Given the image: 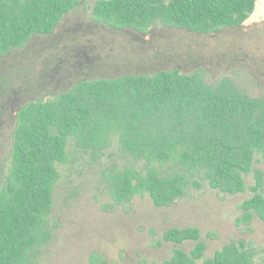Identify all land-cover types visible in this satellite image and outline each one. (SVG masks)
Here are the masks:
<instances>
[{
	"label": "trees",
	"instance_id": "trees-1",
	"mask_svg": "<svg viewBox=\"0 0 264 264\" xmlns=\"http://www.w3.org/2000/svg\"><path fill=\"white\" fill-rule=\"evenodd\" d=\"M259 0H98L92 21L112 30L147 34L155 29L214 35L240 28ZM80 0H0V57L28 45L36 36L54 33ZM147 163L113 169L109 194L119 206L148 196L157 209L170 208L199 175L219 193L237 196L248 189L240 224L252 230L264 221V174L254 171L264 160V97L242 92L229 78L209 83L204 74L180 69L78 82L65 93L23 105L15 116L9 167L0 179V264H35L54 239L50 214L60 164L68 163L70 140L94 153L111 148ZM171 169L165 171V164ZM158 165V166H157ZM166 243H194L190 252L176 248L158 264H264L262 251L231 241L205 258L207 244L197 227H173ZM89 264H109L98 253ZM136 264H149L145 259Z\"/></svg>",
	"mask_w": 264,
	"mask_h": 264
},
{
	"label": "rangeland",
	"instance_id": "rangeland-1",
	"mask_svg": "<svg viewBox=\"0 0 264 264\" xmlns=\"http://www.w3.org/2000/svg\"><path fill=\"white\" fill-rule=\"evenodd\" d=\"M97 1L80 0L53 34L38 35L0 57V179L8 171L18 110L30 101L65 93L80 81L180 69L185 74L201 71L209 83L229 78L242 92L264 97V0L258 1L244 26L214 35L168 28L147 34L112 30L92 21ZM68 152V163L58 167L61 178L50 214L54 239L35 264H89L93 253L109 264L142 259L158 264L174 249L190 252L194 246L166 243L163 235L173 227L199 228L207 244L205 258L231 241L252 244L264 258V221L255 219L252 230L238 222L243 215L240 205L253 196L254 172L246 176V192L237 196L214 191L195 175L202 187L188 189L170 208H155L148 196L119 206L110 197L107 175L125 167L144 171L147 163L124 153L117 137L110 149L98 153L70 140ZM171 168L170 163L163 167ZM253 170L264 174L259 155Z\"/></svg>",
	"mask_w": 264,
	"mask_h": 264
}]
</instances>
